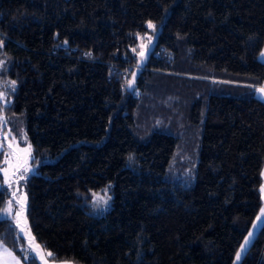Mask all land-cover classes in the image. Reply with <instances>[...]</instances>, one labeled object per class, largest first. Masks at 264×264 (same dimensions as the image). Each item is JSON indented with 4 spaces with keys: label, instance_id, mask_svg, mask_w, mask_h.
<instances>
[{
    "label": "trees",
    "instance_id": "16d2710c",
    "mask_svg": "<svg viewBox=\"0 0 264 264\" xmlns=\"http://www.w3.org/2000/svg\"><path fill=\"white\" fill-rule=\"evenodd\" d=\"M149 45L127 93L114 72ZM263 46L264 0H0V111L30 146L15 181L46 259L231 264L260 207ZM14 223L0 244L36 264ZM239 264H264V224Z\"/></svg>",
    "mask_w": 264,
    "mask_h": 264
},
{
    "label": "rangeland",
    "instance_id": "374dc122",
    "mask_svg": "<svg viewBox=\"0 0 264 264\" xmlns=\"http://www.w3.org/2000/svg\"><path fill=\"white\" fill-rule=\"evenodd\" d=\"M148 28V25H147ZM151 30L150 28H148ZM149 34H145V38H148ZM141 45V43H140ZM142 46V45H141ZM264 53V46L258 56V61L260 60L264 62V56L261 55ZM2 93V92H0ZM3 106H5L4 99H0V110H2ZM0 119L6 121L5 123H0V189L2 187L8 188L10 181L12 178L14 180H19L18 177L23 174L26 176L27 173L32 171V165L30 164L31 157L29 155L30 148L26 145V142L22 135V125L15 117H6L0 111ZM21 149H27V152L20 151ZM6 153H11V156L6 157ZM7 160V162H6ZM19 165V171H16V166ZM4 169L8 170V181H5ZM28 169V171H25ZM15 172V175L13 173ZM8 186V187H7ZM264 188V162L260 172V186H259V194H260V207L252 224L250 225L242 243L240 244L231 264H239L241 258L243 257L245 251L247 250L248 246L253 241L254 237L257 235L258 231L264 224V215L261 214V209H264V191L261 189ZM99 197L103 196L102 193L98 195ZM103 198H105L103 196ZM99 198H92L89 195H80L78 196L77 203L78 205L86 212L92 215H98L102 212L103 206L99 204ZM9 200L5 199L4 203L2 204V208L0 209V219H10L15 222L13 218L14 210L13 205L11 208L12 215H6L4 209L7 207ZM257 217H261L260 220ZM255 225V227H254ZM249 233H252L249 236ZM249 240L247 245L244 244L245 240ZM244 245V250L242 251L241 246ZM4 247L0 244V264H15L13 259L7 255L4 251ZM240 252L241 256L240 259H237V253ZM17 260V259H16ZM20 264V263H19Z\"/></svg>",
    "mask_w": 264,
    "mask_h": 264
},
{
    "label": "water",
    "instance_id": "95a60500",
    "mask_svg": "<svg viewBox=\"0 0 264 264\" xmlns=\"http://www.w3.org/2000/svg\"><path fill=\"white\" fill-rule=\"evenodd\" d=\"M152 50L151 45L146 47L144 50V55L140 56L139 60L136 62V68L133 69V71L130 74L129 80L126 85V92L131 93L136 86L137 80L139 76L141 75L144 66L146 64V61L148 59V55L150 54ZM133 73H135V78L133 79ZM129 82H132V86H129ZM13 193H17V188L16 184H14V190L12 192H9V197L10 199L16 204V212L21 211V217H20V227H17V222L15 220L14 227L17 232V236L24 241L25 247L30 251L33 260L35 261L36 264H77L73 262H54V261H48L44 255V252L40 245L33 239V235L31 234L30 230L28 229V225L26 222L25 218V213H26V203L24 204L23 208L21 207V203H23V195L19 194L18 197H14ZM21 200V203H17V200ZM16 214V213H15ZM21 228L24 229V231H21Z\"/></svg>",
    "mask_w": 264,
    "mask_h": 264
},
{
    "label": "snow or ice",
    "instance_id": "6c2138e0",
    "mask_svg": "<svg viewBox=\"0 0 264 264\" xmlns=\"http://www.w3.org/2000/svg\"><path fill=\"white\" fill-rule=\"evenodd\" d=\"M148 28L153 29V31H155V25H153L151 22L148 23ZM149 39H151V37H149ZM139 55L143 56L144 53L141 52ZM261 55L264 56V53H261ZM134 78H135V73H133V79ZM11 83H12L13 86L15 85V81H12ZM129 86L130 87L132 86V82H129ZM256 91L264 94V88L257 89ZM3 98H4V94L0 93V99H3ZM5 122L6 121H3L2 119H0V123H5ZM20 151L27 152L28 150L27 149H21ZM5 155H6V157L7 156H11V153H6ZM29 155H30V153H29ZM129 159L131 160L132 158L129 157ZM6 162H7V160H6ZM3 171H4V175H5V181L7 182L8 181V170L4 169ZM16 171H19V165L16 166ZM25 171H28V169H25ZM13 175H15V172L13 173ZM24 178H25V176L23 174H21L18 177L19 180H23ZM9 187H11L10 183H9ZM261 190L264 191V188H262ZM13 196L15 197V193H13ZM26 200H27V197L25 196V197H23V203H21V200H19V199L17 200V203H21V207L23 208L24 204L26 203ZM11 208H12V201H9L7 207L4 209V212H5L6 215H9V216L12 215ZM261 214L264 215V209H261ZM20 217H21V211H17L15 216L13 217L16 220V222H17V227L18 228L20 227ZM257 219L260 220L261 217H257ZM254 227H255V225H254ZM21 231H24V229L21 228ZM251 235H252V233H249V236H251ZM248 243H249V240L246 239L244 244L247 245ZM241 249H242V251L244 250V245L241 246ZM4 251L7 253V255L9 257H11L13 259L15 264H19V261L16 260V258L12 255L11 252H9L7 249H4ZM48 255H52V254L48 253ZM240 256H241V253L238 252L237 253V259L238 260L240 259Z\"/></svg>",
    "mask_w": 264,
    "mask_h": 264
},
{
    "label": "built area",
    "instance_id": "2783aa9c",
    "mask_svg": "<svg viewBox=\"0 0 264 264\" xmlns=\"http://www.w3.org/2000/svg\"><path fill=\"white\" fill-rule=\"evenodd\" d=\"M135 68H136V65L135 66L129 65V66L124 67L122 71L114 72L116 78H118V80L123 84L122 86L124 87V89L126 88L131 72Z\"/></svg>",
    "mask_w": 264,
    "mask_h": 264
},
{
    "label": "crops",
    "instance_id": "0c3cea01",
    "mask_svg": "<svg viewBox=\"0 0 264 264\" xmlns=\"http://www.w3.org/2000/svg\"><path fill=\"white\" fill-rule=\"evenodd\" d=\"M260 62L261 63H263L264 64V62H262L261 60H260ZM260 88H264V83L261 85V86H255L254 87V96H255V98L257 99V100H259L260 102H262L263 104H264V94H262V93H260V92H258V91H256L257 89H260ZM4 247V246H3ZM5 248V247H4ZM5 249H7V248H5ZM8 250V249H7ZM9 251V250H8ZM10 252V251H9ZM20 263V262H19ZM21 264V263H20Z\"/></svg>",
    "mask_w": 264,
    "mask_h": 264
},
{
    "label": "flooded vegetation",
    "instance_id": "af4514ba",
    "mask_svg": "<svg viewBox=\"0 0 264 264\" xmlns=\"http://www.w3.org/2000/svg\"><path fill=\"white\" fill-rule=\"evenodd\" d=\"M14 184H16V181L14 180V182H13ZM13 184V185H14ZM11 192L13 191V188H11V190H10ZM19 196V194H18V191H17V193L15 194V197H18Z\"/></svg>",
    "mask_w": 264,
    "mask_h": 264
}]
</instances>
